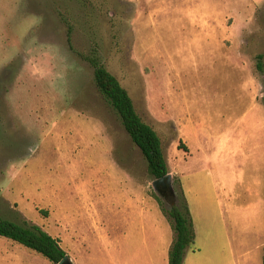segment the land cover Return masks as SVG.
<instances>
[{"label": "rangeland", "instance_id": "1", "mask_svg": "<svg viewBox=\"0 0 264 264\" xmlns=\"http://www.w3.org/2000/svg\"><path fill=\"white\" fill-rule=\"evenodd\" d=\"M88 1L0 0V215L72 264H169L186 201L183 264H263L264 0ZM95 43L163 142L168 200L82 58ZM0 264L52 263L0 237Z\"/></svg>", "mask_w": 264, "mask_h": 264}, {"label": "trees", "instance_id": "2", "mask_svg": "<svg viewBox=\"0 0 264 264\" xmlns=\"http://www.w3.org/2000/svg\"><path fill=\"white\" fill-rule=\"evenodd\" d=\"M78 2L91 5L88 0ZM68 21V20H67ZM69 42L72 41L73 27L68 23ZM82 58L93 68L94 80L98 90L119 115L122 124L133 143L141 151L150 176L159 180L169 174L168 163L164 154L163 142L158 133L138 114L134 101L121 82L103 62L100 47L95 43L91 53ZM257 69L264 74L263 56ZM175 238L169 252V264H183L186 250L195 243V231L190 218L187 202L181 203L169 212ZM0 237L16 243L47 259L52 264H59L67 256L60 242L39 227L30 223H18L0 215ZM264 264V247H263Z\"/></svg>", "mask_w": 264, "mask_h": 264}, {"label": "water", "instance_id": "3", "mask_svg": "<svg viewBox=\"0 0 264 264\" xmlns=\"http://www.w3.org/2000/svg\"><path fill=\"white\" fill-rule=\"evenodd\" d=\"M167 182L168 185H170V192L171 194H174V191L171 187V176L170 174H168L166 177L164 178H161L159 180H156L154 183H153V187L155 189L156 192H160L159 190V186L162 185L163 183ZM59 264H72V261L70 260V258L68 256L64 257V259L59 263Z\"/></svg>", "mask_w": 264, "mask_h": 264}, {"label": "flooded vegetation", "instance_id": "4", "mask_svg": "<svg viewBox=\"0 0 264 264\" xmlns=\"http://www.w3.org/2000/svg\"><path fill=\"white\" fill-rule=\"evenodd\" d=\"M170 185L167 182L163 183L159 186L160 193L168 200V196L170 195ZM163 190V191H162Z\"/></svg>", "mask_w": 264, "mask_h": 264}]
</instances>
